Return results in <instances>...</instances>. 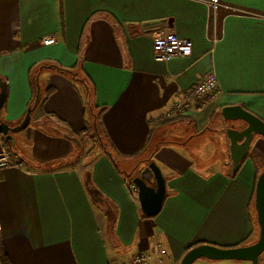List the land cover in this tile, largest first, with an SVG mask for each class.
<instances>
[{
	"label": "crops",
	"instance_id": "crops-1",
	"mask_svg": "<svg viewBox=\"0 0 264 264\" xmlns=\"http://www.w3.org/2000/svg\"><path fill=\"white\" fill-rule=\"evenodd\" d=\"M208 2L0 0V134L15 164L0 168V243L11 264H126L138 252L156 264L157 246L179 264L191 246L258 239L264 136L233 173L221 110L241 105L264 120V0H221L212 17ZM168 31L192 40L190 56L156 60L153 37ZM210 73L216 98L166 118ZM103 108L109 149L84 131ZM151 162L167 191L146 216L131 184Z\"/></svg>",
	"mask_w": 264,
	"mask_h": 264
},
{
	"label": "water",
	"instance_id": "water-1",
	"mask_svg": "<svg viewBox=\"0 0 264 264\" xmlns=\"http://www.w3.org/2000/svg\"><path fill=\"white\" fill-rule=\"evenodd\" d=\"M5 97L6 91L3 90L1 101ZM39 99L40 94L38 93L35 105ZM221 112L224 122H230V126H225L221 131L226 134L230 141V153L233 162L232 172L236 173L240 163L249 154L254 136L256 134L264 136V120L241 105L224 106ZM0 131L7 134L8 127L0 124ZM7 138L10 139V135ZM133 182L138 189L142 212L146 216L158 214L167 191L166 179L159 166L155 162L149 163L135 175ZM255 208L260 227L259 237L255 242L235 247L198 244L188 249L179 264H192L202 258L209 260L250 261L251 264H258L260 256L264 253V170L259 174L256 182Z\"/></svg>",
	"mask_w": 264,
	"mask_h": 264
},
{
	"label": "built area",
	"instance_id": "built-area-1",
	"mask_svg": "<svg viewBox=\"0 0 264 264\" xmlns=\"http://www.w3.org/2000/svg\"><path fill=\"white\" fill-rule=\"evenodd\" d=\"M224 6L221 0H209L208 8L210 17L215 16L218 10ZM42 42L50 45L56 42L53 36L43 38ZM193 51V42L190 39L180 37L174 31L157 33L153 37V53L158 61L168 62L173 58L190 56ZM218 95V82L215 74L210 73L199 80L184 97L173 102L166 118L187 114L193 106H206L210 104ZM5 139L0 134V168L15 165L12 161L10 150L5 147ZM136 189L134 183L131 184ZM154 253H158L156 264H165L168 250L162 246H157ZM152 254L147 252L135 253L126 264H151Z\"/></svg>",
	"mask_w": 264,
	"mask_h": 264
},
{
	"label": "trees",
	"instance_id": "trees-1",
	"mask_svg": "<svg viewBox=\"0 0 264 264\" xmlns=\"http://www.w3.org/2000/svg\"><path fill=\"white\" fill-rule=\"evenodd\" d=\"M42 65H40V64L35 65L32 68V71L34 69H36L37 72L39 73V70H40L39 67L42 66ZM59 70H61L63 72H67V73H73L74 68H65V67H63V68H60ZM33 86H34V91H33V96H32V101H33L32 104L35 103V99H36V94H37V80H34ZM52 91H53V88L51 86L48 87L47 90H46V96H48ZM39 101H41V99H39ZM104 111H105V108H103V109L95 112L94 115H93V116L96 117L95 124H93V125L90 126L89 131L88 130H84V131L87 132V133L88 132L90 133L89 137H90L91 140H94L95 142L97 141L102 146H104L105 148L109 149V144L107 143V140H106V138H105V136L103 134L102 125L100 123V116L102 115V113ZM149 140H151V136H150V139ZM191 247H193V246H191ZM191 247H189V249ZM0 264H11L10 259L8 258V256L6 255V253L4 252L1 243H0Z\"/></svg>",
	"mask_w": 264,
	"mask_h": 264
},
{
	"label": "rangeland",
	"instance_id": "rangeland-1",
	"mask_svg": "<svg viewBox=\"0 0 264 264\" xmlns=\"http://www.w3.org/2000/svg\"><path fill=\"white\" fill-rule=\"evenodd\" d=\"M86 142H88V145L93 146L92 144L94 142H91V139L88 136L86 138ZM203 260L204 259H198L195 262H193L192 264H235V263H231L233 261H229V260H220V261H218V260H216V261H203Z\"/></svg>",
	"mask_w": 264,
	"mask_h": 264
},
{
	"label": "flooded vegetation",
	"instance_id": "flooded-vegetation-1",
	"mask_svg": "<svg viewBox=\"0 0 264 264\" xmlns=\"http://www.w3.org/2000/svg\"><path fill=\"white\" fill-rule=\"evenodd\" d=\"M140 171H141V170H140ZM138 173H139V172H138ZM138 173H136V174H138ZM136 174H135V175H136Z\"/></svg>",
	"mask_w": 264,
	"mask_h": 264
}]
</instances>
